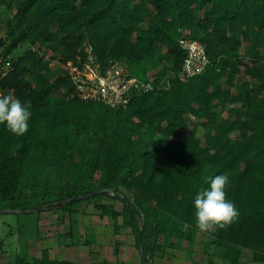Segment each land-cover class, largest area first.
<instances>
[{
	"label": "trees",
	"instance_id": "1",
	"mask_svg": "<svg viewBox=\"0 0 264 264\" xmlns=\"http://www.w3.org/2000/svg\"><path fill=\"white\" fill-rule=\"evenodd\" d=\"M1 32L0 88L31 101L32 116L23 136L0 124V213L62 211L73 240L79 205L93 202L138 250L140 227L141 264L198 234L209 261L221 249L228 264H241L244 250L264 263V0H0ZM180 38L199 41L208 59L186 80ZM88 53L140 65L137 78L155 88L125 108L81 100L66 67ZM225 172L239 219L201 233L194 198ZM97 190L108 192L87 197ZM120 254L116 246L115 263L89 264H128ZM0 264L76 263L43 249Z\"/></svg>",
	"mask_w": 264,
	"mask_h": 264
},
{
	"label": "rangeland",
	"instance_id": "2",
	"mask_svg": "<svg viewBox=\"0 0 264 264\" xmlns=\"http://www.w3.org/2000/svg\"><path fill=\"white\" fill-rule=\"evenodd\" d=\"M2 34L1 32L0 36ZM140 69V65L127 68L135 77L139 75ZM198 135H202L201 129ZM59 169H50V171L56 173ZM28 192L27 189L26 193ZM103 201L107 202V200ZM113 203L116 210H121L122 203L119 200ZM40 213H0V263L12 262L15 253L39 257L43 249L49 250L51 258H63L76 264H89L93 260H108L115 263L117 258L114 255V248L117 246L121 252L120 257L126 259L128 264H141L140 253L131 232L121 228L116 234L112 220L101 216L94 209L93 202L83 201L79 205V213L72 219L75 222V226L71 228L74 232L73 240L64 237L70 227L67 215L62 211L57 214L43 211L42 216L38 217ZM85 239H88L90 243L87 244ZM196 239L193 245L184 244L177 250H168L164 258L155 260L157 262L154 264H175L177 260L179 264H220L222 262L219 257L221 249L216 250L217 255L209 261L208 255L202 251L208 239L201 234H198ZM162 241L161 237L160 243ZM187 249L191 250L189 256ZM251 255L249 251H244L243 264H259L252 262Z\"/></svg>",
	"mask_w": 264,
	"mask_h": 264
},
{
	"label": "built area",
	"instance_id": "3",
	"mask_svg": "<svg viewBox=\"0 0 264 264\" xmlns=\"http://www.w3.org/2000/svg\"><path fill=\"white\" fill-rule=\"evenodd\" d=\"M179 45L186 52L178 78L186 80L204 72L208 64L204 46L197 40L180 38ZM7 65L0 64V79ZM67 74L75 94L84 101H99L111 107L125 108L133 96L145 94L155 88L153 78L141 80L131 75L126 64L108 60L98 61L88 53L79 65L68 64ZM165 81V80H164ZM158 87L163 86V82ZM0 92L4 90L0 88Z\"/></svg>",
	"mask_w": 264,
	"mask_h": 264
},
{
	"label": "clouds",
	"instance_id": "4",
	"mask_svg": "<svg viewBox=\"0 0 264 264\" xmlns=\"http://www.w3.org/2000/svg\"><path fill=\"white\" fill-rule=\"evenodd\" d=\"M31 108V101L22 102L12 93L0 92V124L6 125L13 135L23 136L28 132ZM209 181L210 187L202 188L194 198L195 228L201 233L227 230L239 219L235 203L226 194L228 173L209 177Z\"/></svg>",
	"mask_w": 264,
	"mask_h": 264
},
{
	"label": "water",
	"instance_id": "5",
	"mask_svg": "<svg viewBox=\"0 0 264 264\" xmlns=\"http://www.w3.org/2000/svg\"><path fill=\"white\" fill-rule=\"evenodd\" d=\"M103 192H108V190H97V191H94V192L88 194L87 197L91 198V197H94V196H96V195H98L100 193H103ZM81 199H82V196H76V197L71 198L68 202L79 201ZM121 200L127 201L126 198H121ZM137 237H138V245H139L140 258L142 259L143 258V254H142L141 229H140V227H138Z\"/></svg>",
	"mask_w": 264,
	"mask_h": 264
},
{
	"label": "crops",
	"instance_id": "6",
	"mask_svg": "<svg viewBox=\"0 0 264 264\" xmlns=\"http://www.w3.org/2000/svg\"><path fill=\"white\" fill-rule=\"evenodd\" d=\"M42 212L38 215V217L39 216H42ZM39 219V218H38ZM38 223H39V221H38ZM198 236V235H197ZM197 240V239H196ZM196 242V241H195ZM203 249V248H202ZM168 250H171V249H168ZM168 250H166L165 252H164V254H163V256L162 257H156L155 259H154V262H157V261H155V260H157V259H162V258H164V256L167 254V251ZM174 250H177V249H174ZM49 251V250H48ZM203 251V250H202ZM245 251V250H244ZM244 251H242V254H241V264H243V255H244ZM216 250L213 252V249L212 250H210V253H214V256L215 255H217L216 253ZM248 252V251H247ZM204 253V252H203ZM219 257H220V259H221V261L222 262H220V264H228L226 261H224L222 258H221V255L219 254ZM251 257H252V255H251ZM212 260V259H211ZM251 260H252V258H251ZM253 262V261H252ZM175 264H179V260H177V261H175ZM259 264H261V263H259ZM262 264H264V263H262Z\"/></svg>",
	"mask_w": 264,
	"mask_h": 264
}]
</instances>
